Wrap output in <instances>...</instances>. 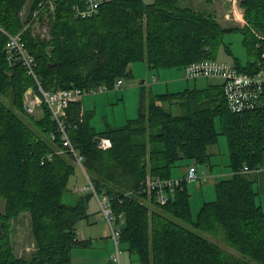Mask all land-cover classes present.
<instances>
[{
    "label": "trees",
    "instance_id": "1",
    "mask_svg": "<svg viewBox=\"0 0 264 264\" xmlns=\"http://www.w3.org/2000/svg\"><path fill=\"white\" fill-rule=\"evenodd\" d=\"M86 1L58 0L51 10L47 0H0V264H72L73 248L88 245L77 229L91 215L94 191L81 189L91 184L122 215L120 242L139 264H264V209L252 174L264 156V91L260 105L243 111L230 108L222 81L154 94L147 111L142 106L137 117L100 132L89 124L82 102L72 103L66 133L84 156L85 176L75 188L71 178L79 164L48 106L40 117L21 116L25 91L35 80L22 63L9 62L6 50L7 33L21 32L45 89L113 86L131 74L135 61L153 70L219 61L221 48L232 55L224 35L241 32L249 59L243 64L234 56L232 65L256 73L264 69V0H240L243 23L231 26L186 0H100L97 14L81 18L75 6ZM27 5L49 36L34 35L33 23L26 26L32 20L23 21ZM222 134L233 174L215 183L216 198L205 201L196 218L184 178L164 204L156 190L142 189L150 175L172 179L182 159L190 160L188 168L209 164ZM97 137L109 138L111 147L99 148ZM78 188L82 195L66 202L64 194ZM25 211L37 249L18 257L11 221Z\"/></svg>",
    "mask_w": 264,
    "mask_h": 264
},
{
    "label": "rangeland",
    "instance_id": "2",
    "mask_svg": "<svg viewBox=\"0 0 264 264\" xmlns=\"http://www.w3.org/2000/svg\"><path fill=\"white\" fill-rule=\"evenodd\" d=\"M144 1L152 2L153 0H144ZM183 4L192 5L198 10L203 9L205 7L207 11L217 15V18H219L220 22L224 26H231L235 24L242 25L243 23L241 19L240 21L237 19V17L240 18V16L238 15L239 9L237 8V5L239 4V7L243 10V8L240 6V0L236 4L234 3V0H214L212 3H208L206 0H186L184 1ZM235 5H236V10H234L233 7ZM227 14L229 15L227 16ZM33 15L34 18L32 19L33 16H31V13L29 12V5H27L26 8L22 11L23 21H26L25 22L26 24L27 22H29L28 19L30 20L32 19V20L29 23H27L26 26L30 27L31 24L33 23L32 26L35 27L34 35L40 33L42 36H49V34L45 32V27L41 28L42 24H39V22L36 21L37 12L33 13ZM41 32L42 33L45 32L46 34L43 35ZM8 34L10 33H7V35ZM243 38L244 35L241 32L226 33L224 35V42H226V44H228L231 47L232 55L227 54L224 48H221L218 56V60L222 62H228L229 64H233V57L235 56L238 57L243 64H246L249 59V55L246 47L243 44ZM185 68L186 66L183 69L176 67L169 68L171 70H168V73L165 74V71H161V70H166V68L156 69L155 71L152 72L153 69H150L145 61L140 60L133 62L131 65V74L122 77L124 84L122 88L118 90L120 92H116L115 89L113 91H108L106 93L104 92L87 93L83 96L82 102L86 109V113H87L86 115L89 124L100 132L106 128L108 122L111 124L112 123L115 124V120H116L118 123H116L117 125L115 126H121L122 124L128 121V118L131 119L133 117L138 116L142 103L144 110L147 111L150 88L153 92L156 91V88L151 85L152 77L154 74L157 73L158 70L161 71V76L160 79L158 80L165 79L167 77L176 78L172 82H170L168 86L167 84L163 85L165 88L164 92H167V90H170L169 92H178L184 90L187 87L193 88L194 86L204 87L208 83H213L214 81H218L216 80L217 78L200 76L197 78V80H195L196 77H192L194 79H188L190 82H187V80L185 79H187L188 76ZM142 81L145 84V87L143 89L141 87ZM91 87L93 88L94 86ZM33 88L34 86H30L29 88H27L24 97H26L29 94V91L31 89L33 90ZM143 94L144 97L142 98ZM44 106H45V101L43 102L42 109H40L39 107L35 113H30L26 111L23 106V111L20 112L21 116L24 117L26 120H30L29 116L40 117L42 116L41 114H43ZM216 123L218 129H220L219 119L216 120ZM220 141H225L224 150L228 152L229 151L228 143H227L228 140L226 135L223 134L220 135ZM58 150L60 153H62L60 151L61 149ZM222 157L223 154L221 153L220 158ZM189 163H190L189 159H182L178 161V165L173 168V173L176 174L173 175V179L182 178L184 174L182 175L181 173L185 172L187 168V164ZM83 172H84L83 169L76 164V173L71 178L72 187L74 186V183L81 184L82 182L85 181V176ZM188 186L191 193L190 201H191L192 215L196 218L204 202L214 200L216 198L215 184L211 185V188L214 190L213 195L211 197L212 199L209 198L210 193L208 189H210V186L207 187L204 191H201L200 188H197L196 183L192 181L188 182ZM83 188L81 189L83 190ZM76 190L79 191V188ZM63 198L66 202L69 203H73L76 200L75 194L71 191L66 192ZM91 200L95 201L97 203V208H99L97 198L93 196ZM4 209H5V200L3 197L0 196V212L4 211ZM95 214H98V212L95 211ZM10 237L12 240L13 248L18 257L25 255L30 256L37 249V243L32 230L30 212L28 211L21 212L17 218H14L11 221ZM222 245L226 247L223 241H222ZM119 246L121 249V252L119 254L121 262L123 261L124 264H139V262L136 259L132 258L127 248V245L124 242L119 243ZM114 255H116L115 245H114Z\"/></svg>",
    "mask_w": 264,
    "mask_h": 264
},
{
    "label": "built area",
    "instance_id": "3",
    "mask_svg": "<svg viewBox=\"0 0 264 264\" xmlns=\"http://www.w3.org/2000/svg\"><path fill=\"white\" fill-rule=\"evenodd\" d=\"M239 0H234V3H238ZM58 0H47L49 8L54 10L56 8ZM46 3V4H47ZM100 6V0H87L84 7L75 6L76 15L81 18L91 17L98 13ZM236 10V5L233 6ZM239 9L237 19L243 20V10L237 5ZM240 12V13H239ZM229 14H227L228 16ZM6 50L8 53V60L10 63H22L27 67L28 73L34 78L35 86L33 90L29 91V94L24 97V108L30 113H35L38 108L42 109L43 102L48 106L51 113V117L58 124L59 130L63 133L62 138L69 150L72 151L77 159L78 164L84 170V156L74 147L70 141L65 127V119L67 117L68 108L74 102L81 101L83 96L87 93H99L107 92L112 89H120L124 83L122 78H118L114 85L111 87L107 83H101L96 87H68L58 89V92L50 93L48 89H45L42 85V78L36 72V59L28 51L24 40L22 39L21 32L17 34H8V40L6 42ZM188 78L207 76L210 78H218L224 82L225 93L228 104L233 111H243L246 109H253L260 105L261 94L264 91V69L259 70L256 73H246L238 71L232 64L228 62H220L213 60H198L188 64L185 68ZM42 111V110H41ZM55 138V135H53ZM99 148H110L112 143L109 138L102 137L100 141H97ZM243 170L248 171L245 167ZM188 182H194L199 178L198 167L192 165L188 168L186 174L182 178L176 179H160L156 176H148L143 183L144 190H156V199L159 203H167L170 196L175 192V188L180 184L182 179ZM92 188L95 196L98 199L100 209L104 219L109 223L111 228V236L116 244L115 260H119L120 250L118 244L120 242V226L124 219L122 215L117 216L111 207L110 200L107 196L98 194L92 184L90 187L85 186L84 191Z\"/></svg>",
    "mask_w": 264,
    "mask_h": 264
},
{
    "label": "crops",
    "instance_id": "4",
    "mask_svg": "<svg viewBox=\"0 0 264 264\" xmlns=\"http://www.w3.org/2000/svg\"><path fill=\"white\" fill-rule=\"evenodd\" d=\"M155 70L156 69L152 70V72ZM168 70H171V69L166 68V70H161V71H165V74H167ZM161 71L158 70L157 73L154 74L152 77L151 85L156 88V91L153 92L150 88L149 99L151 95L166 93L164 92L165 88L163 85L167 84L168 86L170 82L176 79V78L167 77L165 79L158 80L160 79ZM185 80H187V82H190L188 79H185ZM195 80H197V78ZM216 80L218 81H214L213 83L221 82L220 79H216ZM141 84H142L141 87L143 89L145 87V84L143 83V81ZM113 90L114 89L109 90V91H113ZM118 90L119 89H116V92H120ZM169 91L170 90H167V92ZM143 97H144V94L142 95V98ZM142 106H143V103L141 107ZM141 107H140V110H141ZM82 109L83 111L86 112L83 102H82ZM116 123L118 122L115 120V124L114 123L111 124L108 122V125L115 126L117 125ZM224 149H225V141H219V145L212 149L213 154L210 159V163L207 165H201V166L197 165L199 178L196 181H194V183H196V187L200 188L201 191H204L207 187L210 186V189H208L210 193L209 198L212 197L213 192H214V190L211 188V185L215 184L218 180L230 177L233 174V171L231 170L229 166V162H230L229 157H228L229 151L226 152ZM221 153L223 154L222 158H220ZM188 165H187L185 172L181 173L182 175L186 174L188 170ZM191 165H194V164L192 163ZM181 174H178V175H181ZM252 174L255 176L254 189L257 193V202L264 209V156H263L262 164L258 167V169L254 170ZM173 175H176V174L173 173ZM79 185H82V184H76L75 188ZM74 194L76 196V199L78 198V196L82 195V193H79L76 190H74ZM95 211H97L98 214H95ZM89 212L91 213L90 217L88 219H84L85 221L83 220L80 221L78 225V229H77L78 238L82 241L87 242L88 245L86 246L79 245L73 248L72 264H124L123 261L122 262L120 261V255H119V260L118 261L115 260L114 245L116 248V244H115L114 239L111 236L110 226L108 222L104 218H102L103 216H101L100 209L97 208V203L95 201L91 200ZM118 248L121 252L119 244H118Z\"/></svg>",
    "mask_w": 264,
    "mask_h": 264
},
{
    "label": "bare ground",
    "instance_id": "5",
    "mask_svg": "<svg viewBox=\"0 0 264 264\" xmlns=\"http://www.w3.org/2000/svg\"><path fill=\"white\" fill-rule=\"evenodd\" d=\"M75 87H78V86H75ZM58 89H61V88L50 89V90H48V92H50V93L58 92ZM114 90H115V89H114ZM65 129H66V128H65Z\"/></svg>",
    "mask_w": 264,
    "mask_h": 264
},
{
    "label": "water",
    "instance_id": "6",
    "mask_svg": "<svg viewBox=\"0 0 264 264\" xmlns=\"http://www.w3.org/2000/svg\"><path fill=\"white\" fill-rule=\"evenodd\" d=\"M101 140V137H97L96 141H100Z\"/></svg>",
    "mask_w": 264,
    "mask_h": 264
}]
</instances>
